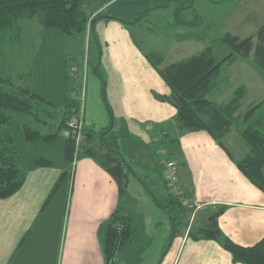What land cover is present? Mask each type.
<instances>
[{"label": "crops", "instance_id": "crops-1", "mask_svg": "<svg viewBox=\"0 0 264 264\" xmlns=\"http://www.w3.org/2000/svg\"><path fill=\"white\" fill-rule=\"evenodd\" d=\"M174 1L176 5L187 6L197 0ZM198 1L200 7H204L203 18L215 37L208 43L184 45L181 44L183 39H176L174 34L168 36L172 45H177L171 51H181V57L165 64L186 58L194 50L201 51L206 46H210L216 60H220L223 57H217L218 51L213 46L215 43L224 45L219 41L222 35L253 36L264 23V0ZM169 3L170 0H107L98 5L95 15L106 14L113 19H95L90 28L89 39L97 50L96 66L100 76L87 71L84 76L83 125L95 131L111 126L115 133L131 138L138 149L143 144H153V147L161 135L168 132L165 143L156 149L160 154L162 149L165 152L168 148L167 153L176 161L178 179L186 197L181 206L183 212L192 213L181 232L171 217L155 205L150 194L154 192L139 177L128 172L127 190L130 198L136 201V221L142 224L146 249L139 264H162L158 259L171 236L170 251L167 252L169 264L176 261V264H242L233 262L231 254L220 242L193 239L189 232L195 225L197 213L196 226L203 225L213 209L223 206L217 218L223 235L243 246L254 244L264 235V193L236 164L249 150L237 148L239 157L235 158L205 130L178 132L174 123L176 108L157 98L168 95L170 89L147 58V54L155 52L164 54L165 57H161L164 61L170 53L168 50L161 54L143 50L141 38L144 39L145 34L141 21L135 24L119 21H133L142 11H160L159 8L166 9ZM132 27H137L139 40L133 36ZM50 31L54 30H42L44 36L37 43L34 40L30 55L24 58L23 65V61L20 65L17 63L15 69L22 74L17 86L41 95L58 108L64 99L66 53L70 42L63 32ZM49 33L50 38H46ZM52 49L55 53L51 55ZM3 78L0 75V79ZM1 86L14 90L9 84L2 83ZM239 87L243 88V98L238 115L243 116V122L251 121L264 131V103L259 104L264 102V73L252 54L222 66L214 98L224 101ZM250 109L252 112L245 116ZM14 118L21 121L20 125L13 126L16 139L10 123L9 128L25 180L11 196L0 198V264H105L98 229L117 206L116 181L94 159L81 157L73 162L70 173L48 198L52 186L68 167L64 144L60 142L61 146L58 148L57 144L56 150L52 151L49 145L56 138L51 144L27 140L23 134L25 117L16 114ZM233 131V139L238 137L244 141L239 136L238 125ZM225 140L231 142L232 136L225 134L221 138L222 144ZM37 158L47 159L50 165L36 167L34 161ZM159 177L161 194L165 197L169 190L160 171ZM177 217L181 219L179 215Z\"/></svg>", "mask_w": 264, "mask_h": 264}, {"label": "trees", "instance_id": "trees-1", "mask_svg": "<svg viewBox=\"0 0 264 264\" xmlns=\"http://www.w3.org/2000/svg\"><path fill=\"white\" fill-rule=\"evenodd\" d=\"M106 2L107 0H101L98 5H103ZM170 2L175 1L170 0ZM177 5H175L177 16L175 24L193 26L199 23L200 17L196 14L194 21L191 22L180 18L181 11L191 5ZM85 6H88L85 0H0V47L6 43L11 32L19 31L20 27L26 26L33 19H37L43 29H58L66 36L73 38L82 33L88 19L84 12ZM146 12L148 10L142 11L133 21H119L125 24L138 23ZM98 18L113 19L111 16L98 13L93 20ZM15 31L14 37L17 35ZM219 41L231 49L220 60H216L210 46L164 66H161L163 63L161 56L155 52L147 54V58L170 89L168 95H159L157 98L169 102L176 108L174 123L178 132L205 130L225 148L221 138L235 123L234 114L241 106L243 88H237L226 101L213 100L211 96L218 90L222 66L230 64L238 57H248L252 54L254 62L264 73V23L259 26L253 36L241 38L225 33L219 38ZM93 71L100 76L97 66L93 67ZM77 75L78 73L75 76L69 74L66 66L64 99L61 105L62 117L56 129L52 131L49 128V131L43 133L23 123V134L27 140L50 143L57 138L61 128L69 130L68 121L75 117L78 109V100L72 98V92L80 89ZM21 77L22 74L18 75V78ZM2 83L11 84V80L9 78L0 79V198H7L19 190L25 180V172L19 165L17 150L9 128L10 121L14 115L20 114L25 118H32L37 122L44 123L46 120L40 119V114H51V112L43 106L47 105L55 109L57 105L21 86L14 90H7L1 86ZM251 112L252 109L248 110L245 116ZM68 132L64 142V158L68 167L62 171L52 186L48 198L51 197L65 176L70 173L76 159L81 157L94 159L114 178L118 187L117 206L98 229L105 264L138 263L145 247L142 224L136 221L138 214L134 215L122 206L121 199L127 194L126 177L131 166L123 159L118 158L119 134L115 133L111 126L98 131L83 126L82 140L76 146L75 137L70 133V130ZM241 133L250 149L249 153L238 160L236 164L253 184L264 189V175L261 171L264 166V131L251 124ZM167 134L168 132H165L159 138L158 143H154L153 151L165 143ZM226 151L228 152L227 149ZM229 155L231 156L230 153ZM34 165L36 167L48 166L50 162L45 158H37ZM158 165L160 164L158 163ZM150 194L155 205L168 214L174 205L179 211H184L181 202L172 194H167L162 199H158L152 192ZM128 197L131 201L129 195ZM222 211L223 206H219L214 213L208 216L205 224L190 230L189 236L193 239L202 238L220 242L231 254L233 262L264 264V235L250 246L235 243L223 235L218 227L217 218ZM171 219L175 223L174 217L171 216Z\"/></svg>", "mask_w": 264, "mask_h": 264}, {"label": "rangeland", "instance_id": "rangeland-1", "mask_svg": "<svg viewBox=\"0 0 264 264\" xmlns=\"http://www.w3.org/2000/svg\"><path fill=\"white\" fill-rule=\"evenodd\" d=\"M86 3L88 4V6H85V15L86 17H88L86 24L83 28V31L81 34L73 37L69 38L67 40H69V47H67V61H66V66H67V71L69 74L75 76V74L78 73V84H80L81 89L84 91V101H85V88H84V79H85V74L86 71L87 73H94L93 71V67H96L97 65V50L95 48V44L93 43L92 39H88L89 34H90V28L92 25V21L93 19L97 16L95 15L94 11L98 8V3L101 0H85ZM174 2L169 3V5L166 7V9L164 8H159L158 10L160 11H152V13L147 12L146 14H144L141 17V24L143 25V29L142 32L143 34H145V38L142 39L141 38V47L143 50H148V51H157L160 54L164 51H167L170 53V56L166 57V59H164L163 63L161 64V66L166 65L165 62L167 61H174L175 59H178L179 53L181 51L176 50L175 52L171 51L172 48L177 47V45H172V41H170V37L172 34H174L176 36V39H183L184 41L181 42V44L187 45V44H204V43H208V41H211V39L214 36V31H210L211 26L208 25V22L206 20H204L203 18V13H204V7H200V3L199 1H195V3L193 5H191L190 7L186 8L184 11H181V16L180 18L184 19V21L186 22H191L194 21L195 19V14L198 15L200 17V21L197 25H193V26H186V25H179L178 27H176L177 24H175V18H177L176 16V9H175V3ZM173 4V5H172ZM172 5V6H170ZM141 13V12H140ZM139 13V14H140ZM138 14V15H139ZM135 16L136 17H138ZM135 24V23H133ZM179 28V29H177ZM42 27L40 25V23L38 22L37 19H33L32 21H29L26 26L23 25L22 27H20V30H14L15 34H17L15 37L14 35V31L11 32V35L8 37L6 43L4 45H2L0 47V72H1V76L5 77L6 79H10L11 80V84H9V86L13 87V89H16L17 84H19V80L20 78H18V73L16 72V64L18 63L20 65V62L23 61L22 65L24 64L25 60L24 58H27L30 55V50L32 48V45H34V40L36 41V43L38 42V40L40 38H42L41 35L42 33ZM54 31H50L56 34H61L62 32L58 29H52ZM131 31L133 33V36L135 37L136 40L138 39L137 36V27H132ZM51 33H49L48 35H46V38H50ZM170 36V37H168ZM12 37V38H11ZM17 37V38H16ZM214 44V42H212ZM216 44V45H215ZM213 48L218 51L217 52V57H224L226 56L231 49L227 46V45H222L221 43H215ZM163 47V48H162ZM223 48H225L227 51L223 50ZM181 49V48H180ZM57 51V49H56ZM199 50H194V52H192L193 54L197 53ZM52 53H55V50L52 49L51 55ZM163 55V56H162ZM160 55L161 57H165L164 54ZM86 57L88 58V64L86 66V68L84 69L83 66V62L84 59H86ZM181 60V59H180ZM22 68V66H20ZM18 68L19 70H22L21 68ZM51 70V69H50ZM18 74V75H17ZM97 75V74H96ZM99 76V75H98ZM7 84V83H6ZM14 85V86H13ZM72 91V90H71ZM216 90L213 95L211 96V98L213 100H215L214 95L217 94ZM236 91V89L234 90ZM234 93V92H233ZM233 95V94H232ZM231 97V95H227V99H225L224 101L228 100ZM264 103L262 101L259 102V104ZM258 105V104H256ZM256 105L254 106V108L256 107ZM43 108H47L51 114H46V113H41L39 118L46 120L44 123L42 122H37L32 118H25V122L27 125L40 130L43 133H46L47 131H49V128H51V130H55L60 118L62 117L61 114V106H58V108H50L47 105L43 106ZM240 108V107H239ZM239 110V109H238ZM237 110V111H238ZM235 116V123L230 127V129L228 130V132L226 134L232 136V140L231 142L228 140H225V142H223V145L225 147L228 148V150L233 154V156L235 158L239 157V153L237 151V148L241 149L242 151H246V149H250L249 145L245 144V142L243 140H241L238 137H234L233 139V134H234V127H236L238 125L239 128V136H242V131L245 130L249 125H251V121H245L243 122V120L241 119L243 116H239L238 113L236 112L234 114ZM10 124L12 126V133L15 135V139H16V131L14 129V125L15 124H21V121L18 118H14L10 121ZM254 125V124H253ZM69 127V125H68ZM70 133L73 135L74 133V129H72L71 127H69ZM67 128H61V130L59 131L57 138L53 141V143L51 145H49V148L52 147L53 150H56V145L58 144V148L61 146L60 142H62L64 144L66 137L69 134V131ZM119 144H120V148H118L119 151V156L118 158H120L121 160L123 159L124 162H126L128 165L131 166V170L129 171V173L135 175L136 177H139L143 183L149 188L151 189L154 194L156 195V197L158 199H162L164 198V196H162L161 192L162 191V187H160L161 179L159 177V171L161 173V165H158V163L160 164V162L162 161V158H167L171 161H173L176 165V177H177V186L179 188H181L182 193H183V189L182 186L179 182L178 179V175H177V163L175 160L172 159V156H169V153H167L169 150L168 148L167 151L164 152V149H162V153L159 154V150L157 151H153L152 149V145L153 144H143L142 147H140L139 149L135 147V145H133L131 138H128L122 134H119ZM243 138V137H242ZM244 139V138H243ZM79 142H81L82 140V132L79 138ZM158 140V139H157ZM169 141V140H168ZM76 143V141H75ZM247 143V142H246ZM239 146V147H238ZM46 148V147H43ZM262 173L264 172V169H261ZM264 175V173H263ZM127 179V177H126ZM160 179V180H159ZM164 184L167 186L166 182L163 180ZM159 186V187H156ZM168 190L169 187L167 186ZM260 191H262L264 193V189H261L260 187H258ZM126 191L127 194L121 199L122 200V206L124 209H126L127 211L132 212L134 215L138 214L137 208L135 207L136 205V201H134L133 199H129L128 195L129 192L127 190V185H126ZM169 194H172L173 196H175L170 190H169ZM176 197V196H175ZM185 197V196H184ZM186 198V197H185ZM179 201V198H177ZM244 199V198H242ZM190 204V203H189ZM215 209H211L212 213L216 210ZM162 212L167 215L168 217L172 216L174 217V221H175V226H177L178 229H180V231L182 232V230L186 227V223L188 222V219L190 218V214L192 212H179L177 206H173L172 209L170 210V214H168L165 210L161 209ZM181 218V222L178 219V216ZM189 216V217H188ZM198 213L195 215V219H194V223L195 225H193V228H191V230L196 229L198 226H202L201 224L196 226L198 223ZM183 220V221H182ZM206 221V220H205ZM172 238V236H171ZM171 238L169 237V239L166 240V244L165 247L158 259V263L162 262V264H169L170 263V258L167 257L169 256L167 254L169 247H170V241ZM144 251L146 252V249H144ZM143 251V254H144ZM166 253V254H165ZM143 254L141 255V259L143 258ZM141 261V260H140ZM140 261L136 264H139ZM182 262V260L180 261V263ZM177 263V261H176ZM175 263V264H176Z\"/></svg>", "mask_w": 264, "mask_h": 264}, {"label": "built area", "instance_id": "built-area-1", "mask_svg": "<svg viewBox=\"0 0 264 264\" xmlns=\"http://www.w3.org/2000/svg\"><path fill=\"white\" fill-rule=\"evenodd\" d=\"M89 39V37H88ZM88 64V58L84 59L83 68L85 69ZM72 98L78 100V109L75 113V117L68 121L69 127L74 129L73 136L75 137L76 146L79 144V138L83 129V113H84V91L80 89L79 91L72 92ZM161 172L163 176V180L166 182L169 190L179 198V201L184 204L185 198L182 193L181 188L177 185V177H176V165L173 161L162 158L160 162Z\"/></svg>", "mask_w": 264, "mask_h": 264}]
</instances>
